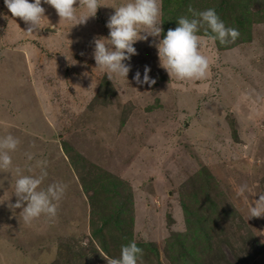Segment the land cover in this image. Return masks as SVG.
I'll list each match as a JSON object with an SVG mask.
<instances>
[{
	"label": "rangeland",
	"instance_id": "374dc122",
	"mask_svg": "<svg viewBox=\"0 0 264 264\" xmlns=\"http://www.w3.org/2000/svg\"><path fill=\"white\" fill-rule=\"evenodd\" d=\"M100 2L110 5L73 26L44 4L50 25L29 33L0 0V137L19 140L0 171V264H107L131 241L138 264H264V216L248 218L264 193V0H181L179 17L214 8L238 37L221 44L199 28L210 62L200 80L170 77L156 47L138 40L127 81L93 58V38L108 35L111 5L123 0ZM160 6L161 20L178 9ZM145 65L150 87L132 79ZM42 167L40 187L62 182L65 193L55 217L26 224L8 207L16 168ZM100 200L107 216L121 208L120 223L96 234Z\"/></svg>",
	"mask_w": 264,
	"mask_h": 264
},
{
	"label": "clouds",
	"instance_id": "9594fccd",
	"mask_svg": "<svg viewBox=\"0 0 264 264\" xmlns=\"http://www.w3.org/2000/svg\"><path fill=\"white\" fill-rule=\"evenodd\" d=\"M4 4L13 17H20L27 23L25 31L29 33L39 32L45 25H50L44 4L51 5L60 19L71 21V26L86 23L90 17H95L98 7L110 5L100 0H79L78 3L77 0H4ZM78 5L82 9L79 14L76 10ZM111 6L115 11L106 21L108 35L93 38L92 55L96 66L103 69L112 81L114 76L127 81L132 68L131 57L137 53L134 42L138 40H147L156 47L159 64L170 77L200 80L207 76L210 62L200 51L203 42L197 35L199 28L210 30L213 34L210 39L218 40L221 44L234 41L239 35L237 29L225 26L214 8L196 12L189 7L192 18L180 16L177 26L164 32L160 0H123L118 6ZM162 32L164 35L161 37ZM149 37L155 39L149 40ZM149 72L150 66L145 65L143 75L137 69L132 79L139 85L147 84L150 87L155 83V78L150 77ZM18 143V138L11 134L0 137V171L11 169L10 152L16 150ZM28 159H32L31 154H28ZM16 172L13 193L16 200L8 207L20 208L21 218L26 224L42 214L55 217L66 186L62 182H54L46 188L40 187L47 175L43 167L39 175L21 174L19 168H16ZM247 190V185H241L237 196L243 197ZM4 201L0 200V203ZM248 212V218L264 216V193H259ZM142 252L137 243L131 241L122 246L119 258L109 259L107 264H138Z\"/></svg>",
	"mask_w": 264,
	"mask_h": 264
},
{
	"label": "trees",
	"instance_id": "16d2710c",
	"mask_svg": "<svg viewBox=\"0 0 264 264\" xmlns=\"http://www.w3.org/2000/svg\"><path fill=\"white\" fill-rule=\"evenodd\" d=\"M176 2V4H177V7H178V9L177 10H173V9H170V14L169 15H166V18L165 17H162V24H161V27L164 29V32H166L169 28H175L176 26H177V24H178V21H177V19L179 18V16L177 15L178 14V12L180 11V4H181V0H162V5L164 6L163 7V9H165L167 6H169L172 2ZM166 6V7H165ZM162 9V8H161ZM164 16H165V13H164ZM166 20V21H165ZM164 32H163V34L162 35H164ZM210 32V31H209ZM209 32H207V33H209ZM64 147L65 148H67V145H64ZM106 184H111V186H112V184H113V181L112 180H110V179H107V181L106 182H104V185H106ZM101 185H103V184H101ZM115 185V184H114ZM117 186H119V185H117ZM102 187V186H101ZM121 187H122V185H121ZM85 188V191L88 193V195H89V197L91 198V197H93V196H95L94 195V193L96 194V190L95 189H91L92 190V194H91V192H89V191H91L90 189H88V188H86V187H84ZM118 188V187H117ZM101 192V191H100ZM98 196H99V192H98ZM100 204H101V210L100 211H98L97 212V221H96V225L94 226L95 227V229L93 230V232L94 233H96L97 234V232H99L103 227H104V225H106V224H109V222H112V224H113V226L114 227H118L119 225V223H120V220H118L117 218H116V216H119V214L120 213H118V212H120L121 211V208L120 207H117L114 203V209H112L111 208V210H112V213H110V215H111V217H109L110 215H105L104 214V211H102V210H104L105 209V207L107 206V204H106V202L105 201H101L100 200ZM122 208H126V206L124 207V206H121ZM100 219V220H99ZM91 221H93V216H91ZM92 223V222H91ZM93 224V223H92ZM97 230V231H96ZM199 240H203V238H199ZM138 245V244H137ZM124 246V245H123ZM103 247H105V248H103L106 252H109V248H108V246L106 245V246H103ZM139 247V246H138ZM191 252V249H187V252L186 251H183V253H182V257L184 258V260H185V258H186V254L187 253H190Z\"/></svg>",
	"mask_w": 264,
	"mask_h": 264
}]
</instances>
